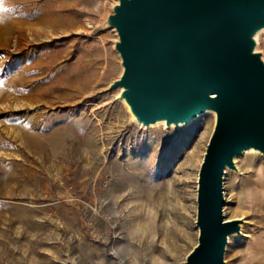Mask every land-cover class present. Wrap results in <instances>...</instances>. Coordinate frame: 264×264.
<instances>
[{
  "label": "rangeland",
  "instance_id": "1",
  "mask_svg": "<svg viewBox=\"0 0 264 264\" xmlns=\"http://www.w3.org/2000/svg\"><path fill=\"white\" fill-rule=\"evenodd\" d=\"M123 1L0 0V264H184L198 245L217 113L146 123L133 108ZM249 39L264 64V24ZM259 177L258 153L224 172L222 212L238 217L224 264H264Z\"/></svg>",
  "mask_w": 264,
  "mask_h": 264
},
{
  "label": "water",
  "instance_id": "2",
  "mask_svg": "<svg viewBox=\"0 0 264 264\" xmlns=\"http://www.w3.org/2000/svg\"><path fill=\"white\" fill-rule=\"evenodd\" d=\"M264 24V0H125L118 8L121 86L146 123H179L214 110L201 164L198 245L184 264H224L223 175L243 149L264 153V64L249 34Z\"/></svg>",
  "mask_w": 264,
  "mask_h": 264
},
{
  "label": "bare ground",
  "instance_id": "3",
  "mask_svg": "<svg viewBox=\"0 0 264 264\" xmlns=\"http://www.w3.org/2000/svg\"><path fill=\"white\" fill-rule=\"evenodd\" d=\"M123 73H124V65H123V70H122V73H121V77L123 76ZM214 114L215 116H216V112L214 111V110H210V111H205V112H203L202 114H200V115H196L195 117H193V118H191L190 119V121L191 120H195V118H197V117H199V116H201V115H206V114ZM197 147V146H196ZM196 147H195V149H196ZM193 152H195V153H191V163H193V159H195L194 157H196V156H198V151L196 152V150L195 151H193ZM246 153H258V154H260V155H262L263 157H264V155H263V153H262V151H260L259 149H254V148H248V149H243L242 150V153L240 154V155H242V154H246ZM239 155H237V156H235V158L233 159V161H235V159L238 157ZM196 160V159H195ZM257 187H259V198H258V203L259 202H262V204L264 205V181H262V178H260L259 177V179H258V184H257ZM257 204V203H256ZM224 212V216H225V218H224V221L225 222H228V221H231V220H235V219H237L238 217H237V213L236 212H233V211H229V212H226V209L223 211ZM230 237L231 236H229L228 238H227V242H228V244H229V241H230Z\"/></svg>",
  "mask_w": 264,
  "mask_h": 264
}]
</instances>
